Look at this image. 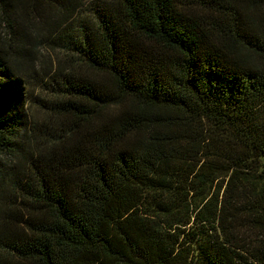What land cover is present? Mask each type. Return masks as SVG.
I'll list each match as a JSON object with an SVG mask.
<instances>
[{"label": "trees", "instance_id": "trees-1", "mask_svg": "<svg viewBox=\"0 0 264 264\" xmlns=\"http://www.w3.org/2000/svg\"><path fill=\"white\" fill-rule=\"evenodd\" d=\"M0 264H264V0H0Z\"/></svg>", "mask_w": 264, "mask_h": 264}, {"label": "rangeland", "instance_id": "rangeland-1", "mask_svg": "<svg viewBox=\"0 0 264 264\" xmlns=\"http://www.w3.org/2000/svg\"><path fill=\"white\" fill-rule=\"evenodd\" d=\"M19 11H21L20 10V8H19ZM23 11V17L25 16L24 15V11H25V9H23L22 10ZM43 14H48L50 11H41ZM46 18V17H45ZM43 44H42V52L44 53L43 55H45L44 57L46 58V56H48L49 55V57H51L52 59H53V56H55L56 55V53H59L58 51H54L53 49H51V45H49V44H47L46 42L44 43V41L42 42ZM37 72L36 73H34L33 72V70H31L30 72H29V76H31V75H34V76H38V77H40L41 75H44L43 74V72L41 71V70H36ZM31 79V78H30ZM32 81H34V77H32V79H31ZM48 78L46 77V76H44V81L47 83L48 82ZM44 82V83H45ZM32 88H33V91H34V94L37 96V95H39V96H41V97H44V98H48V97H50V94H48L47 92H45V86H43L41 83H40V80H38L37 82L36 81H34V85H32ZM43 88V89H42ZM44 90V91H43ZM32 112L34 113V116L36 117V119H38V120H42V119H47L48 120V118H50L51 119V117L52 116H50L48 113L49 112H47V110H43L41 107H39V106H37V105H33L32 106ZM53 118V117H52Z\"/></svg>", "mask_w": 264, "mask_h": 264}]
</instances>
